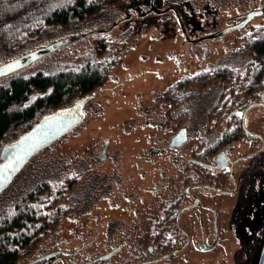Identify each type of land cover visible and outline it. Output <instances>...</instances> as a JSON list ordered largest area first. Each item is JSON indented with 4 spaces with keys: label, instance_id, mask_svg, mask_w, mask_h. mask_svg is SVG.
<instances>
[{
    "label": "rangeland",
    "instance_id": "rangeland-1",
    "mask_svg": "<svg viewBox=\"0 0 264 264\" xmlns=\"http://www.w3.org/2000/svg\"><path fill=\"white\" fill-rule=\"evenodd\" d=\"M259 1L239 2L237 8L216 13L197 0H126L122 7L112 8L107 15L79 31L35 43L7 58L0 55L1 67L57 41L78 37L0 75V82L47 69L56 61L75 59L91 50L113 61L110 79L81 101L80 123L28 158L0 191L1 215L3 208L16 197L42 180L59 176L61 165L69 164L66 172L71 176L76 172L75 168L77 171L80 168L78 173L81 175L71 198L76 207L61 220L56 232L44 235L33 253L21 258L19 264H32L37 259H40L37 264H75L76 261L77 264H96L95 258L105 256L116 247H119L118 251L106 264L129 261L135 253L132 248L137 244L135 223L140 222L141 215L147 211L124 215L123 190L126 192L127 188H123V177L134 193L146 191L144 203L155 206L159 201L166 205L184 190L185 178L191 173L179 169L166 152L155 155L148 152L150 144L158 147V140L163 137V114L156 105L157 97L173 82L199 70L228 66L243 72L250 54L236 50L241 45L240 36L251 26L228 29L249 12L262 10L264 0ZM251 23L264 24V14L254 17ZM199 111L198 108L197 113ZM193 112H196L195 108H192ZM196 117L201 119L200 115ZM245 125L264 138L263 104L249 108ZM17 138V133H10L0 147V154L4 145ZM172 139L167 136L164 142L171 144ZM193 140L188 137L177 147L179 152L188 155ZM260 143L259 139L250 138L246 143H234L230 156L252 152ZM100 154L103 156L99 157ZM235 174L238 181L235 193L224 194L207 187L193 190L202 201L215 206L212 213L213 217L218 215L219 224L230 227L237 218L235 224L243 237L249 239L243 247L251 252L248 258L245 254L238 257L239 262L254 264L264 241V147L237 163ZM209 212L208 216L211 215ZM224 213H233L234 219H224ZM188 214V229L196 238L201 226L190 217L199 216V210L195 208ZM123 228L128 232V245L124 247ZM209 231L210 226L207 227ZM227 231L223 232L227 246H223L219 255L229 257L232 245L228 243L229 238L232 235L234 239L241 233L234 229L227 238ZM255 239H260V243L256 240L254 246ZM188 250L190 253L184 252L190 255L188 264H203L206 254L195 247ZM184 253L174 262L182 264ZM230 259L227 264H231Z\"/></svg>",
    "mask_w": 264,
    "mask_h": 264
},
{
    "label": "trees",
    "instance_id": "trees-1",
    "mask_svg": "<svg viewBox=\"0 0 264 264\" xmlns=\"http://www.w3.org/2000/svg\"><path fill=\"white\" fill-rule=\"evenodd\" d=\"M197 1L216 13L237 8L239 2H260ZM125 2L0 0V55L7 58L35 43L79 31L107 15L112 8L122 7ZM247 26L251 28L240 36L241 45L236 50L250 54L243 72L228 66L199 70L173 82L158 95L156 105L163 114V137L158 140L160 147L150 144V155L166 152L179 169L190 171L192 177H204V180L211 181L209 179L217 173L206 168L204 161L214 163L218 153L229 154L234 143L247 142L250 135L246 132L243 113L248 112L250 104L264 102V24L255 25L250 21L243 28ZM112 69L111 59L91 50L75 59L56 61L47 69L1 81L0 147L10 133H17L18 137L29 133L46 116L75 105L105 85ZM185 100L191 104V108L187 106L186 110L181 106ZM194 105L198 106L199 113ZM192 108L196 112L192 113ZM196 115H200L201 119ZM220 126L222 128L218 129ZM171 128H181L187 139H194L188 155L179 152L169 141L164 142L171 135ZM68 165L60 166L62 171L59 176L42 180L3 208L0 215V264H19L21 258L33 253L44 235L54 234L61 220L76 207L71 198L81 173H78L80 168L79 171L75 168L76 172L71 176L66 172ZM224 179L223 186L228 176ZM126 188V201H123L126 212H123L133 216L139 208L141 212L146 209L147 212L141 215L143 219L135 223L134 230L138 232L135 233L138 240H151L158 234V229L163 230L165 226L157 229L154 225L156 213H153V204L144 203L146 191L143 194L134 193L130 183ZM145 190L152 191L149 188ZM159 233L163 234L162 231ZM142 246L143 254H149L147 244ZM110 259L111 256L105 258L103 255L99 263H95L106 264Z\"/></svg>",
    "mask_w": 264,
    "mask_h": 264
},
{
    "label": "flooded vegetation",
    "instance_id": "flooded-vegetation-1",
    "mask_svg": "<svg viewBox=\"0 0 264 264\" xmlns=\"http://www.w3.org/2000/svg\"><path fill=\"white\" fill-rule=\"evenodd\" d=\"M256 104H263L264 102H255ZM73 106V105H72ZM72 106L66 108L69 109ZM184 110H186V107L191 108V104L188 100H185L183 104H181ZM250 106V105H249ZM64 110V109H61ZM59 111V110H57ZM56 112V111H55ZM54 113V112H53ZM53 113H51L49 116H51ZM245 111L244 114V121L246 118ZM47 116V117H49ZM47 124V123H46ZM45 125V124H44ZM246 132L250 135V140L253 139H259L261 141L260 145L253 150L252 152H245L242 154H239L237 156H230L229 154H226L224 152L218 153L216 155V161L214 163H210L208 161H204V165L206 168H210L214 170L217 174L215 176H212L209 180H204V177H192L187 176L185 179H187L185 183L184 190H182L175 198L170 200L166 205H164L163 202L159 201L155 203V206H153L152 210L155 214L156 222H154V225L158 229L161 226H165L163 230L158 229V234H155V236L152 237L151 240L146 239L145 241L138 240L137 246L132 248V251L135 253L132 254V257H129V261H126V264H177L175 259L179 256V254L184 252H189L188 248L195 247L198 249L201 253L206 254L207 256L203 259V264H227L229 261V257L232 259L231 264H240L238 257H240L242 254H245V256L248 258L250 256V250L243 247L245 242H248L249 239H246L243 237V232L238 227V224H235L237 221V218L234 219L233 213H224L223 217L224 219L233 218V224L230 225V227H226L224 224H219L218 215H215L213 217V213L215 210L214 205L207 204V202L202 201L198 192L196 190H193L194 188H211L216 190L220 193H235L238 191V181L235 174V168L237 166V163H239L242 159H245L246 157L252 155L253 153H257L264 147V138H262L258 133L255 134L248 128H246ZM171 137H177L179 135L180 140L183 139V136L185 137V140L183 143L186 142L187 137L184 130L181 128H171L170 129ZM250 132V133H249ZM18 139V138H17ZM248 141V139H247ZM15 142V141H14ZM13 143V142H12ZM182 143V144H183ZM182 144H176L172 145L175 147H178ZM233 150V149H231ZM101 157V154L99 155ZM221 169V170H220ZM219 174H222L220 176ZM228 176L227 181L225 182V186H223L224 181L222 182V179L225 178V176ZM224 177V178H223ZM225 180V179H224ZM222 182V183H221ZM221 183V184H220ZM227 183V184H226ZM127 181L123 177V188H126ZM232 189H229V186ZM154 191V190H152ZM151 191V192H152ZM125 191L123 190V201H126L125 197ZM141 200V198H139ZM197 208L199 210L200 215H192L190 217L191 220H195L196 223L199 222L200 230L198 234L195 235L196 238H193L192 233L189 231L188 227L190 226L188 221H186V216H188L189 211H192L193 209ZM126 212V210H123ZM208 211L211 215L208 216ZM140 212V208H139ZM125 215V214H124ZM211 227V231L207 232V227ZM228 229L226 236L229 238L230 233H234V229H237L240 231L241 236H236L234 239L229 238V242L231 243V256H224L219 255L221 253V249H223V246L226 245V241L223 237V232ZM160 231L163 232V234L159 235ZM127 228H123V247L126 246L128 243L127 239ZM260 243V239H255L253 245L255 246V242ZM139 241V242H138ZM256 242V243H257ZM138 244H140L138 246ZM149 249V254L144 255L143 254V246L146 245ZM128 245V244H127ZM264 246V241L262 248ZM218 248V249H217ZM115 249H119V247H116ZM253 251V250H252ZM262 252V249L259 252V257L256 262L254 261V264L259 263L260 259V253ZM112 256V255H111ZM101 256H98L93 261L98 262ZM105 258L109 256H104ZM190 255L185 254L182 256V264H188ZM256 259V258H255ZM40 259H37L36 261H32V264H37L36 262ZM99 263V262H98ZM77 264V261L75 262ZM178 264H181L178 263Z\"/></svg>",
    "mask_w": 264,
    "mask_h": 264
},
{
    "label": "water",
    "instance_id": "water-1",
    "mask_svg": "<svg viewBox=\"0 0 264 264\" xmlns=\"http://www.w3.org/2000/svg\"><path fill=\"white\" fill-rule=\"evenodd\" d=\"M263 13V9L251 11L246 14L238 24L230 26L228 30L244 27L254 17L262 15ZM76 38L78 37H72L57 41L50 46L38 49L23 58L11 61L0 67V75L12 72L13 70L18 69L23 65L28 64L29 62L34 61L37 58H40L46 53L70 43ZM80 103L81 101L76 103L69 109L56 111L51 116L43 118L32 131L20 136L15 142L6 144L2 147V151L0 154V191L10 183L14 175L20 170V168L28 160V158H30L37 151L44 148L55 139L59 138L80 123ZM255 104L256 103L250 104V107ZM178 138L179 135L177 137H174L171 141V144H182L185 140L184 136L182 140ZM102 156L103 154H101V157ZM116 251L117 249H114L105 256H111ZM258 264H264V246L262 248Z\"/></svg>",
    "mask_w": 264,
    "mask_h": 264
}]
</instances>
